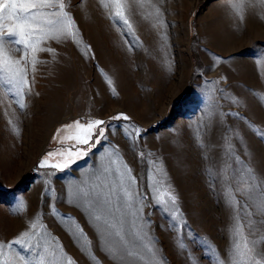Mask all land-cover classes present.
I'll use <instances>...</instances> for the list:
<instances>
[{
    "label": "rangeland",
    "instance_id": "374dc122",
    "mask_svg": "<svg viewBox=\"0 0 264 264\" xmlns=\"http://www.w3.org/2000/svg\"><path fill=\"white\" fill-rule=\"evenodd\" d=\"M64 3L75 43H42L55 51L38 52L35 65L29 50L19 97L0 67V242L31 236L3 258L117 264L86 240L72 253L62 239L75 226L62 216H73L95 242L73 193L115 160L131 168L144 198L140 227L131 228L132 216L116 222L133 261L245 264L236 244L240 253L255 246L264 261V0ZM22 47L6 45L15 60ZM119 113L130 120L111 119ZM94 119L105 121L104 138L78 146L75 123ZM135 129L139 138L125 135Z\"/></svg>",
    "mask_w": 264,
    "mask_h": 264
},
{
    "label": "snow or ice",
    "instance_id": "6c2138e0",
    "mask_svg": "<svg viewBox=\"0 0 264 264\" xmlns=\"http://www.w3.org/2000/svg\"><path fill=\"white\" fill-rule=\"evenodd\" d=\"M117 3H119V0H117ZM233 7L238 8V5L234 4ZM65 8L64 0H0V67L7 69L9 75L5 82L16 88L17 97L23 94V87L28 85L25 68L21 65L27 63L29 50L32 63L35 65L38 52L55 51L52 48L40 47L42 43L49 40L57 43L71 40L75 43L74 21L69 17V13ZM116 15L121 16V13L117 12ZM123 23L127 25L128 21L123 20ZM9 43L23 46L22 49H14L15 51H24V56L21 59L15 60L11 57L10 53L13 49L6 48ZM20 106L23 107L22 104ZM111 119L128 121L130 117L124 113H119ZM103 125H105V121L101 119H94L87 124L77 121L74 126L80 134L72 138L75 139L78 146H94L98 139H103L105 136ZM68 127L73 126L69 125ZM125 135L129 138L132 135L139 138L141 134L139 129H135L134 133L126 132ZM85 154L76 151L72 155L79 157ZM71 158L70 156L68 163L71 162ZM237 159L239 158L237 157ZM45 166H48V161L42 159L39 167L44 168ZM51 167L60 166L51 165ZM136 185L137 179L132 175L131 168L127 164H117V161L113 160L109 165L102 164L99 174H94V181L91 185L85 182L83 187L76 188L73 193L74 199L80 201V203L75 204V207L85 218V222L94 228L93 235H96L99 240L103 235L101 228L113 230V235L121 241L120 248L129 256L133 253L127 250V245L123 243L124 236L120 230H115L116 225L113 220L117 214L120 215L121 223L126 222L128 216H132L135 219L131 222V228L137 229L140 227L137 224V219L143 211L144 198L139 196ZM168 199L175 206L178 197L169 192ZM69 203H72V201L70 200ZM156 203L165 205L166 202L157 198ZM165 211H168L167 207H165ZM177 214L178 211L171 213L173 218ZM62 219L74 222L79 233L78 236L69 233L74 240H86L88 247H91L92 241L83 226L76 220V217L62 216ZM30 239L29 233L23 232L12 241L0 242V264H10L9 261L3 258L6 249L13 250L14 245L25 248L28 246ZM143 247L146 252L153 251L152 248L146 245ZM179 247L183 249L185 246L181 244ZM244 247V252L240 253V245H235L237 255L245 264H264V261L257 259V256L261 253L255 251V246L249 248L245 244ZM20 260L24 261V264H28L23 257H20ZM41 264H43V257H41ZM61 264H76V262L69 258L62 261Z\"/></svg>",
    "mask_w": 264,
    "mask_h": 264
},
{
    "label": "bare ground",
    "instance_id": "6f19581e",
    "mask_svg": "<svg viewBox=\"0 0 264 264\" xmlns=\"http://www.w3.org/2000/svg\"><path fill=\"white\" fill-rule=\"evenodd\" d=\"M129 1V0H128ZM130 4V3H129ZM137 13V12H136ZM135 13V14H136ZM137 16V15H136ZM143 16V15H142ZM104 17V16H103ZM108 19V18H107ZM107 22V21H106ZM109 24V23H108ZM150 25V24H149ZM109 26V25H108ZM104 28V27H103ZM109 29V28H108ZM106 29V30H108ZM139 29V27H138ZM144 30V29H143ZM154 31V30H153ZM107 32V31H106ZM154 33V32H153ZM110 34V33H109ZM108 36V35H107ZM143 38V37H142ZM117 48V46H116ZM117 55V54H116ZM225 79V78H224ZM225 82V81H224ZM89 166V165H88ZM77 176V175H76ZM163 190V189H162ZM118 220H120L119 218V215L115 217V219L113 221L114 224L116 225V229L115 230H119V228H117L119 225L116 223L118 222ZM73 232L74 234H76L77 236L79 235L77 229L73 228ZM113 231V230H112ZM125 231V229H124ZM123 231V233H124ZM128 232H130V230H128ZM127 232V233H128ZM111 233V232H110ZM122 233V231H121ZM122 233V234H123ZM106 234V233H105ZM103 233V235L98 239H95L94 243L91 244V246L94 248V249H98V250H102V252H100L102 255H104L105 259H108L109 262L111 261L112 263H116L118 261L117 264H142V261H133L132 260V257L127 255L124 250L122 248H120V244H121V241H119V238H116V237H113V238H109L107 237ZM110 235V234H109ZM128 235V234H127ZM128 238V237H127ZM62 239L64 241V243L68 246V250H70L72 253L73 252H76V250H78V246L80 247V244L79 242H75L76 240H74L72 237H70V235H68V238L67 236L65 235L64 237L62 236ZM130 239V237L128 238ZM36 240V239H35ZM33 243V242H32ZM37 243V242H36ZM123 243H125V240L123 241ZM84 244V243H83ZM126 244V243H125ZM127 250L129 252H132L133 248H128L127 247ZM135 250V249H134ZM99 254V253H98ZM86 255V254H85ZM91 257V256H90ZM101 257V255H100ZM99 257V258H100ZM83 258H85V256L83 255ZM93 258V257H92ZM104 259V258H103ZM103 259L101 260V262H103ZM84 260V259H83ZM99 261V260H98ZM83 262V261H81ZM86 262V261H85ZM101 262H99V264H102ZM84 263V262H83ZM107 263V262H106ZM88 264V263H87ZM104 264V263H103ZM108 264V263H107Z\"/></svg>",
    "mask_w": 264,
    "mask_h": 264
}]
</instances>
